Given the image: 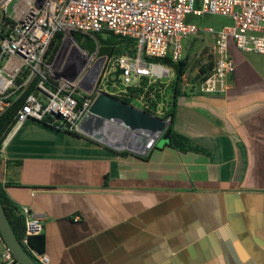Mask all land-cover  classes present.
<instances>
[{"label":"crops","instance_id":"obj_1","mask_svg":"<svg viewBox=\"0 0 264 264\" xmlns=\"http://www.w3.org/2000/svg\"><path fill=\"white\" fill-rule=\"evenodd\" d=\"M227 52L225 94L193 77L177 99L173 129L202 152L124 155L34 120L8 132L6 194L40 219L48 264H264V55Z\"/></svg>","mask_w":264,"mask_h":264},{"label":"built area","instance_id":"obj_2","mask_svg":"<svg viewBox=\"0 0 264 264\" xmlns=\"http://www.w3.org/2000/svg\"><path fill=\"white\" fill-rule=\"evenodd\" d=\"M10 2L12 11L6 15ZM1 5L10 23L0 31V116L32 90L23 98L11 130L34 120L79 133L78 123L97 95L116 98L131 87H141L140 81H170L173 69L150 59H181L183 39L198 31L186 21L189 15H219L231 21L216 31L203 29L213 37V58L209 72L195 88L198 93L223 95L229 89L234 67L228 40L240 52L264 55V0H1ZM103 30L134 41L136 55L99 56L98 46L93 53L83 50L73 35L93 37ZM55 34H61V41L51 55ZM117 68L122 73L113 82ZM131 76L138 82L132 84ZM106 86L120 88L109 92ZM2 146L3 142L0 159ZM19 210L26 244L28 237L43 233V226L26 207ZM31 252L40 264H48L46 255ZM0 264L19 263L5 247Z\"/></svg>","mask_w":264,"mask_h":264},{"label":"trees","instance_id":"obj_3","mask_svg":"<svg viewBox=\"0 0 264 264\" xmlns=\"http://www.w3.org/2000/svg\"><path fill=\"white\" fill-rule=\"evenodd\" d=\"M1 1V0H0ZM187 22H190V20L187 18ZM8 18L5 16L4 23L0 25V31L3 33L5 29L7 28L9 24ZM74 39L78 46L83 50H88L90 53H93L95 51L96 44L98 45V55L99 56H106L108 58L110 57H119V56H130L134 57L136 55V48L134 41L124 38L118 35L113 34L110 31L103 30L98 34H95L93 37L90 36H84L81 34H73ZM61 41V34H55L54 39L52 40L50 47H49V54L53 55L56 50L59 47ZM52 57V56H51ZM151 61L160 62L162 64L168 65L173 69L174 77L171 81V83L168 85V94H169V102L167 105V109L164 111V114L162 115V119L169 121V124L165 130L168 136V141L165 144L166 146L179 151V152H202V149L197 147L193 142L177 133L173 129V120L175 116V108L177 104V99L181 95L186 94V90H183L184 84H185V78L187 76V69H188V56L181 57L180 60L177 62H173L172 59L169 56L158 58V59H150ZM212 66V61L208 62L205 66H201L198 68V73L195 76L199 81H201L206 74L209 72L210 68ZM147 80H144L142 82L141 87L129 88V91L127 94H124L120 97H116L120 101L131 104L132 99L142 96L145 93V88ZM152 88H148V91H152ZM31 89L26 91L24 94V97L31 93ZM190 91H193V85L190 88ZM147 93V92H146ZM145 93V94H146ZM148 95V93L146 94ZM23 97V98H24ZM23 98L13 102L11 106L0 116V147L5 139L8 132L11 130L13 125L15 124L16 120V114L17 110L19 109ZM156 102H152V106H155ZM147 113H150L153 115L152 112L145 110ZM155 115V114H154ZM47 126L53 127L47 122H41ZM54 128V127H53ZM69 133V132H66ZM73 136H81L79 133H69ZM154 145L152 146V148ZM122 154H127V151L121 152ZM144 159H147V155L143 157ZM3 162L0 159V202L4 209V212L6 214V217L8 219V222L10 224V227L17 238V240L22 244V246L26 249L29 256L33 258V260L40 264L37 259L32 255L31 250L42 254L44 251V236L43 234L37 235V236H31L27 238V243L24 244L23 240L25 238V225H24V218L20 214L19 208L8 198L6 194V184L2 183L3 180Z\"/></svg>","mask_w":264,"mask_h":264},{"label":"water","instance_id":"obj_4","mask_svg":"<svg viewBox=\"0 0 264 264\" xmlns=\"http://www.w3.org/2000/svg\"><path fill=\"white\" fill-rule=\"evenodd\" d=\"M4 20L5 11L0 1V25L4 23ZM121 73L122 70L117 68L113 73L112 81L116 82ZM168 124L167 120L102 93L96 96L89 112L78 123V132L112 150L143 156L154 145L156 139L165 132ZM116 126L122 130L120 135L115 133ZM0 236L19 264H37L15 237L1 202Z\"/></svg>","mask_w":264,"mask_h":264},{"label":"rangeland","instance_id":"obj_5","mask_svg":"<svg viewBox=\"0 0 264 264\" xmlns=\"http://www.w3.org/2000/svg\"><path fill=\"white\" fill-rule=\"evenodd\" d=\"M12 5L13 2H10L7 5L6 15L11 14ZM187 18L196 26L198 31L196 34L188 36L182 41V57H185L186 55L188 56V69L184 84L185 90H188L192 87L193 77L197 75L198 68L202 65H206L209 61H212L211 48L213 45V37L211 34L205 33L203 29L211 28L216 31L224 26L231 25V21L228 18L219 15H201L198 17L189 15ZM97 46L98 45L96 44L95 49ZM172 79L166 82H156L149 84L146 82L145 88L147 89L145 90V93L147 92L148 95H146L147 93H144L142 96L132 99L130 105L142 111H150L153 113V116L161 118L164 114V111L167 109L169 102V94L167 89ZM136 82H138V78L131 76V83L135 84ZM142 82L143 81H140V86H143ZM118 88L120 87L113 88L111 86H106L104 90L106 89L107 91L112 92L113 90L116 91ZM148 88H152L153 90L148 91ZM152 102H156L154 107L152 106ZM167 141L168 136L167 133L164 132L156 139L155 144L160 148L166 144Z\"/></svg>","mask_w":264,"mask_h":264},{"label":"bare ground","instance_id":"obj_6","mask_svg":"<svg viewBox=\"0 0 264 264\" xmlns=\"http://www.w3.org/2000/svg\"><path fill=\"white\" fill-rule=\"evenodd\" d=\"M116 132V134L117 135H120L119 133L122 131V130H120L117 126L115 127V129H114ZM111 141H113L112 139H110Z\"/></svg>","mask_w":264,"mask_h":264}]
</instances>
